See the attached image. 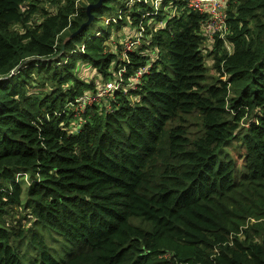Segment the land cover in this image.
<instances>
[{
	"label": "trees",
	"instance_id": "obj_1",
	"mask_svg": "<svg viewBox=\"0 0 264 264\" xmlns=\"http://www.w3.org/2000/svg\"><path fill=\"white\" fill-rule=\"evenodd\" d=\"M98 1L0 0V264H264V0Z\"/></svg>",
	"mask_w": 264,
	"mask_h": 264
},
{
	"label": "built area",
	"instance_id": "obj_2",
	"mask_svg": "<svg viewBox=\"0 0 264 264\" xmlns=\"http://www.w3.org/2000/svg\"><path fill=\"white\" fill-rule=\"evenodd\" d=\"M187 5L200 13H206L208 15L205 27L202 31L207 36L225 39V36L229 33L228 23L225 17V7L228 0H186ZM126 48H133L134 44L139 43V39H133L126 41ZM228 48L230 45L228 42L225 44ZM146 67H144L145 69ZM121 72V71H120ZM143 73V69H139L136 72V78H139ZM115 83L112 81L107 82L103 87L99 89L95 96L90 93H85L79 97V105L83 107L84 105L91 103L93 99H98L101 96L109 93L115 87ZM184 264V263H183Z\"/></svg>",
	"mask_w": 264,
	"mask_h": 264
},
{
	"label": "rangeland",
	"instance_id": "obj_3",
	"mask_svg": "<svg viewBox=\"0 0 264 264\" xmlns=\"http://www.w3.org/2000/svg\"><path fill=\"white\" fill-rule=\"evenodd\" d=\"M104 14H108L107 16H109V15H113V16H117L118 15V9H116L115 11H113V12H111V13H109V12H105ZM105 22H107V20H105V16H102L98 21H97V23H96V26L95 27H89V32H94V31H96V30H98V29H104L105 28V26H106V24H105ZM128 31H129V28L127 27V25L126 26H122V28L118 31V34H121V33H128ZM132 32H133V34L132 35H140V33L137 31V29L136 28H133L132 29ZM204 34V33H203ZM205 35V34H204ZM206 36V39H205V43H206V45L207 46H209L210 48H211V46L214 44V42L216 41V39H215V36L214 37H212V36H207V35H205ZM135 38H137V37H135ZM130 39H132V38H125V39H123V38H119V40L121 41V42H123V47H125L126 48V41L128 42V40H130ZM113 47H117V46H113ZM227 47V46H226ZM116 49H118V48H116ZM228 49H230V48H228L227 47V50ZM207 59H208V66H212V63H213V60H212V58L210 57V56H208L207 57ZM83 70L81 71L82 72V76L84 75V76H86V78H90L93 74L91 73L92 72V69H91V67L89 66V65H83ZM212 73V72H211ZM212 74H214V73H212ZM226 76H224L223 78H225ZM95 78H97V77H95ZM94 78V79H95ZM196 121H197V119H196ZM196 121L195 120H192V122L193 123H196ZM196 127V124H194V126H193V128H195ZM239 140H232L231 142H229L228 144H226L225 145V147H224V155L225 156H230V157H232L234 160H235V162H236V178L238 179V178H240V177H242V175H243V172H244V170H245V161H244V157H243V154H244V152H243V149L240 147V144H239ZM18 177H19V179H21V182H22V187H23V192H22V201L25 203V204H27V196H26V194H25V187L29 184V179H28V177H27V175H23L22 173L21 174H18ZM253 221V220H252ZM59 235V234H58ZM59 237H60V239H61V241L63 242V244L65 243L68 247H69V254L71 253V249L72 248H75V245H73V244H71V243H69V242H67L61 235H59ZM61 249V248H60ZM59 249V250H60ZM58 250V251H59ZM51 252L58 258L59 257V254H56L55 253V251H52L51 250ZM69 254H68V256H69ZM67 256V257H68ZM65 257V256H64ZM59 259V258H58ZM60 260V259H59Z\"/></svg>",
	"mask_w": 264,
	"mask_h": 264
},
{
	"label": "water",
	"instance_id": "obj_4",
	"mask_svg": "<svg viewBox=\"0 0 264 264\" xmlns=\"http://www.w3.org/2000/svg\"><path fill=\"white\" fill-rule=\"evenodd\" d=\"M102 1L103 0H99L97 3H95V4H89L88 6H87V11H88V13H89V19H91L92 18V15H91V13H90V10H91V8L92 7H94V6H98V5H100L101 3H102Z\"/></svg>",
	"mask_w": 264,
	"mask_h": 264
}]
</instances>
